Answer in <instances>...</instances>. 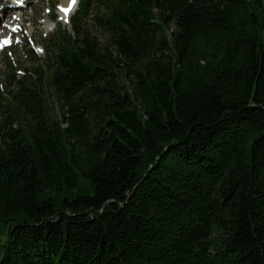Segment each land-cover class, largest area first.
<instances>
[{"label": "trees", "instance_id": "1", "mask_svg": "<svg viewBox=\"0 0 264 264\" xmlns=\"http://www.w3.org/2000/svg\"><path fill=\"white\" fill-rule=\"evenodd\" d=\"M97 1L0 102V264H264V0Z\"/></svg>", "mask_w": 264, "mask_h": 264}, {"label": "rangeland", "instance_id": "2", "mask_svg": "<svg viewBox=\"0 0 264 264\" xmlns=\"http://www.w3.org/2000/svg\"><path fill=\"white\" fill-rule=\"evenodd\" d=\"M25 2L26 4L20 8L14 7L16 9L13 10L6 8V12L0 11V28H3L5 32H15L10 44L4 45L1 41L3 46L0 47V85H2L0 87V102L3 103L9 101V91L16 88V85H10L9 79L28 75L34 68L37 70L36 75L43 68L48 71L53 54V47L49 41L56 38L60 32H70V19L68 22L63 21L60 8H56L57 4L62 3V0H25ZM8 3H12L11 0H3L1 5ZM77 8L78 5L71 12V15ZM19 11L21 14L18 13ZM103 11L104 8L97 0H91L90 11L86 16V22L91 29L90 32L101 42L106 39V35L94 25L93 17L101 15ZM3 15L5 16L2 19ZM17 15L18 19L15 18ZM59 17L61 21L58 20ZM12 20L16 22L14 27ZM46 25L49 26L48 29ZM48 56L50 58L46 61ZM45 94L48 97L51 112L59 113L61 103L53 90L47 87ZM79 185L78 191L86 192L89 190L88 184L80 181Z\"/></svg>", "mask_w": 264, "mask_h": 264}, {"label": "bare ground", "instance_id": "3", "mask_svg": "<svg viewBox=\"0 0 264 264\" xmlns=\"http://www.w3.org/2000/svg\"><path fill=\"white\" fill-rule=\"evenodd\" d=\"M3 1V0H2ZM7 1V0H6ZM16 1V0H15ZM10 4H12V5H10ZM21 4H23L22 6H24L25 4H26V2H25V0H23V2L21 3ZM21 4H18L17 3V1L16 2H14V3H8V4H6V6H0V11H2V12H6V8H7V10L9 9V10H13V9H16V8H14V7H17V6H21ZM61 4H64L65 6H67V4H68V0H62V3ZM20 8V7H19ZM60 12H61V15H62V17L63 16H65V13L60 9ZM72 12V11H71ZM71 12L70 13H68V15H67V19H64L63 21H68L69 20V17H70V14H71ZM18 13H20V11L18 12ZM21 14V13H20ZM19 15V14H18ZM17 15V16H18ZM5 15H3L2 16V19H3V17H4ZM59 20H61V18L59 17L58 18ZM11 25V24H10ZM12 25H13V27H14V25H16V22L14 21V20H12ZM46 27H47V29H48V25H46ZM15 32L13 31V32H5V31H0V42L4 39V37L5 36H12V38H13V34H14Z\"/></svg>", "mask_w": 264, "mask_h": 264}, {"label": "snow or ice", "instance_id": "4", "mask_svg": "<svg viewBox=\"0 0 264 264\" xmlns=\"http://www.w3.org/2000/svg\"><path fill=\"white\" fill-rule=\"evenodd\" d=\"M22 2L23 0H17V3H22ZM77 3H78V0H68L67 6H65L64 4L57 5V7H59L65 13V16L62 18L67 19L68 13H70L76 7ZM48 10L50 11V9ZM15 18L18 19L19 17L17 16ZM0 31H3V28H0ZM11 41H12V37L5 36L3 39V44L4 45L10 44ZM0 87H2V85H0Z\"/></svg>", "mask_w": 264, "mask_h": 264}]
</instances>
